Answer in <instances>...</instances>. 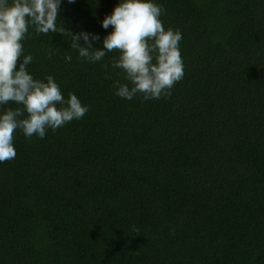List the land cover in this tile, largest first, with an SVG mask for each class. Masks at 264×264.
<instances>
[{"label":"trees","instance_id":"1","mask_svg":"<svg viewBox=\"0 0 264 264\" xmlns=\"http://www.w3.org/2000/svg\"><path fill=\"white\" fill-rule=\"evenodd\" d=\"M118 2L62 0L61 33L23 41L33 76L90 110L43 139L14 133L0 264H264V0H156L184 76L147 101L114 94L126 81L101 65L116 50L91 64L69 47L81 29L102 46Z\"/></svg>","mask_w":264,"mask_h":264},{"label":"clouds","instance_id":"2","mask_svg":"<svg viewBox=\"0 0 264 264\" xmlns=\"http://www.w3.org/2000/svg\"><path fill=\"white\" fill-rule=\"evenodd\" d=\"M61 2L0 0V163L16 156L15 132L22 131L25 138L43 139L48 129L56 131L90 110L73 92L65 98L52 75L35 78L28 70L33 57L24 54L23 41L31 35L29 28L36 34L61 33L57 24ZM163 13V5L156 0H119L100 22L105 30L112 26L102 38V46L95 44L101 40L98 33L81 29L69 31V47L91 64L116 50L118 56L101 66L110 67L126 81H113L114 94L119 98L132 100L138 94L145 101L166 98L183 78L184 64L182 33L165 29ZM53 53V49L46 50L48 56ZM64 59L70 63L72 56L66 54ZM105 78L111 79V73L106 71ZM10 102L18 106L7 107Z\"/></svg>","mask_w":264,"mask_h":264}]
</instances>
